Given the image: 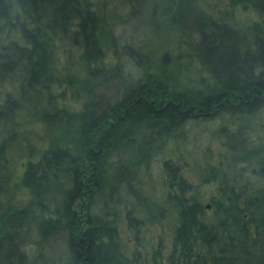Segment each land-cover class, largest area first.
<instances>
[{"label": "trees", "instance_id": "16d2710c", "mask_svg": "<svg viewBox=\"0 0 264 264\" xmlns=\"http://www.w3.org/2000/svg\"><path fill=\"white\" fill-rule=\"evenodd\" d=\"M235 6L256 19L235 24ZM149 19L179 30L178 67L162 62L125 82L120 60L93 65L104 51L92 0H0V122L21 99L63 80L72 97H85L76 116L60 108L42 113L48 123L75 116V145L53 143L27 161L25 205L1 199L9 176L8 143L0 141V264H146L138 251L122 250L117 212L136 231L164 216L147 188L157 166L178 222L165 260L160 242L151 264H264V0H227L218 17L196 0H164L151 3ZM77 61L84 75L72 71ZM115 75L122 89L104 95ZM96 95L106 101L97 104ZM214 133L223 137L215 154L200 146ZM184 168L200 182L188 181ZM30 226L35 247L25 242Z\"/></svg>", "mask_w": 264, "mask_h": 264}, {"label": "rangeland", "instance_id": "374dc122", "mask_svg": "<svg viewBox=\"0 0 264 264\" xmlns=\"http://www.w3.org/2000/svg\"><path fill=\"white\" fill-rule=\"evenodd\" d=\"M196 1L199 6L215 17H218L220 12L227 7V0ZM92 2L93 8L101 18L99 39L104 51V56L93 65L109 68L120 60L121 76L124 81L125 79L130 81L142 76L145 70L155 72L157 66L162 62L165 65L168 63V69L174 67L176 70L178 64L173 63L176 61L178 51L182 50V46L178 41L179 30L167 24V22L160 23L159 26L157 24V27H155L151 25L149 19L151 3H164V0L132 1V9L129 0H92ZM232 10L234 23L237 25L249 23L257 17V14L250 9L235 6ZM158 15L159 8L156 9L157 18ZM159 17L161 18V16ZM129 47L139 53L141 62H133L129 56L130 52L126 50ZM181 61H183V58L178 57L177 62ZM194 65L193 61L191 67ZM83 69L84 67L79 65L77 61L72 71L84 75L85 71ZM173 73L174 75L177 74L175 71ZM187 75L190 76L191 73L188 72ZM65 83L63 80L61 84H52L49 91L45 90L41 93V96H35L37 98L21 99L23 105L15 110L13 116L0 122V141L6 139L8 143L4 153L7 156L4 173L8 174L9 180L7 182L8 189L1 196L3 202L9 200L14 206H21L30 200L29 189L20 183L27 161L37 160L42 151L50 144H64L67 142L69 145H75L73 139L76 135L77 124L74 118L81 110L85 97H72L71 88ZM121 84L120 76L115 75L110 84L106 85L105 91L103 87H98L97 90L101 92L103 90L104 95H118L122 89ZM3 88L5 90L10 89L8 86ZM126 88L127 86L124 87V90ZM1 98L2 96H0V100ZM105 101V98L96 95L97 104H102ZM58 108L67 111V113H72V115L75 114L74 118L72 117L69 122L63 121L64 119L56 122L50 119L52 123H48L43 119V112L51 114ZM207 125L209 128L207 131L210 134V128L214 126V121L208 122ZM257 130L256 128L249 133L254 135ZM196 131L198 129H195L192 133H196ZM219 135L218 133L210 135L206 140L200 141V146L206 144L213 154L217 150H223V137ZM193 142H196V140H193ZM196 150H191L192 158L198 156L199 151L196 152ZM161 157L162 155H158L156 158ZM157 164L158 162L155 161V167ZM151 171L154 173L152 169ZM160 173L157 166V170L147 183V188L151 192V198L156 199L164 209V216L161 219L145 221L136 231L128 227L124 211L119 209L117 212V226L122 250L129 256H132L134 251H138L139 258L146 264H151L152 250L160 242L163 245V260H165L164 257L171 248L172 236L178 222L176 208L167 201L163 193L164 185ZM183 176L192 183L200 182L198 175L188 168L183 169ZM203 200L205 205L208 204L205 199ZM49 204L52 207V203ZM35 211H37L36 208ZM209 211L208 206L206 212L209 213ZM108 216H111V214ZM28 232L29 236L26 239L24 238L25 242L28 246L35 247V239L37 238L35 227L30 226Z\"/></svg>", "mask_w": 264, "mask_h": 264}, {"label": "water", "instance_id": "95a60500", "mask_svg": "<svg viewBox=\"0 0 264 264\" xmlns=\"http://www.w3.org/2000/svg\"><path fill=\"white\" fill-rule=\"evenodd\" d=\"M206 207H208V204H206Z\"/></svg>", "mask_w": 264, "mask_h": 264}]
</instances>
